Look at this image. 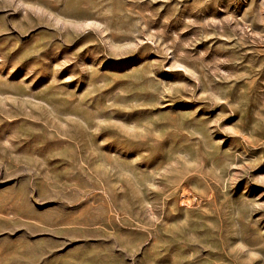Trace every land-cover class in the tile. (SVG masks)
<instances>
[{"label": "rangeland", "instance_id": "374dc122", "mask_svg": "<svg viewBox=\"0 0 264 264\" xmlns=\"http://www.w3.org/2000/svg\"><path fill=\"white\" fill-rule=\"evenodd\" d=\"M0 264H264V0H0Z\"/></svg>", "mask_w": 264, "mask_h": 264}, {"label": "bare ground", "instance_id": "6f19581e", "mask_svg": "<svg viewBox=\"0 0 264 264\" xmlns=\"http://www.w3.org/2000/svg\"><path fill=\"white\" fill-rule=\"evenodd\" d=\"M185 203V202H184Z\"/></svg>", "mask_w": 264, "mask_h": 264}]
</instances>
